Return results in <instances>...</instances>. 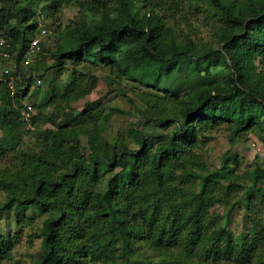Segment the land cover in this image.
Listing matches in <instances>:
<instances>
[{
    "label": "trees",
    "instance_id": "16d2710c",
    "mask_svg": "<svg viewBox=\"0 0 264 264\" xmlns=\"http://www.w3.org/2000/svg\"><path fill=\"white\" fill-rule=\"evenodd\" d=\"M73 1L98 19L57 30L53 50L41 41L33 55L50 51L53 61L30 62L14 94L0 80V212L14 210L18 226L32 221L27 208L46 214L36 264H264V159L239 171L244 158L230 147L215 166L204 156L214 130L264 143V0H187L221 20L219 42L176 39L170 49L156 10L167 0H0L13 73L40 17ZM218 66L225 74L211 80ZM98 67L157 91L143 93L152 112L124 134H107L101 104L70 105L95 86ZM62 68V90L54 75L35 100L46 69ZM34 101L27 128L19 111ZM49 103L55 111L45 113ZM238 199L237 232L229 222ZM11 236H0V262L12 257Z\"/></svg>",
    "mask_w": 264,
    "mask_h": 264
},
{
    "label": "rangeland",
    "instance_id": "374dc122",
    "mask_svg": "<svg viewBox=\"0 0 264 264\" xmlns=\"http://www.w3.org/2000/svg\"><path fill=\"white\" fill-rule=\"evenodd\" d=\"M142 0H139L141 2ZM149 6H147L148 8ZM146 8V9H147ZM201 7L195 6L192 2L187 0H167L166 7H156V10L164 16L165 27L161 36V43L166 49L172 47V42L176 39L190 38L196 42H208L211 45L216 46L219 42L216 36V29L222 24L221 20L217 18L208 17V13L201 10ZM143 10V9H142ZM141 10V11H142ZM165 13V14H164ZM99 15L91 13L90 11L81 7L74 1L69 4H64L52 18L39 20L40 24H51L54 29L55 35L45 37L41 39L43 44L48 49L53 50L55 46V38L57 30L65 28L69 24L75 22L87 21L93 22L97 20ZM36 59L39 63L49 65L53 60L50 57V51H43L41 55L35 58L33 55L31 62ZM26 69H28L26 67ZM70 70V69H69ZM32 72V71H31ZM70 74V71L66 69H60L57 74L52 69H46L45 78H41V87L37 92L35 100L39 101L42 94L47 88L48 81L54 75L55 85L58 90H62V84L66 77ZM225 74V69L222 66L210 69L211 80H220ZM94 75L97 77V81L92 90L85 94L83 97L76 101H70V105L74 107L75 112L81 111L86 101H91L90 105L101 104L104 111L108 113V121L106 122L107 134L125 133L126 129L135 122L139 114L152 112L146 106L143 98L144 92L157 93L156 90L146 87L134 79L126 78V76L109 71L106 67L94 68ZM38 77V76H36ZM181 80L186 82V78L183 76ZM35 85V84H34ZM33 85V86H34ZM36 87L29 89V93L22 98L23 101H32L35 95ZM35 112L37 110L36 101ZM49 103L44 110L45 113H52L55 108ZM114 108L112 110L111 108ZM169 113V112H168ZM46 123L44 126H48ZM244 137L232 136L226 130H214L210 134V139L206 143L204 152L205 159L209 166L217 165L220 154L227 148H232L234 152H238L243 156V160L240 164L239 171L246 169L249 162L257 156V158L264 159V143L258 138V136L249 132ZM27 139V137H26ZM3 161H0V167L3 165ZM5 198L4 191L0 188V200ZM225 206H220V211H226ZM26 214L33 218L31 222H24L21 226H18L15 222V211L12 210L8 213L0 212V236L10 234L12 247L11 258H4L0 264H36L37 258L42 251L41 238L34 235L41 229L43 220L46 216L44 212H38L27 208ZM243 206L242 201L238 199V202L234 204L231 211L230 228L233 231H239L241 227V218H243ZM17 233V236L14 234Z\"/></svg>",
    "mask_w": 264,
    "mask_h": 264
},
{
    "label": "built area",
    "instance_id": "2783aa9c",
    "mask_svg": "<svg viewBox=\"0 0 264 264\" xmlns=\"http://www.w3.org/2000/svg\"><path fill=\"white\" fill-rule=\"evenodd\" d=\"M40 19H42V16ZM54 32L52 27H48L45 23L40 24L36 35L31 38L22 53L17 74L13 73L14 67L16 66L14 61L15 53L10 49V42L5 37L0 36V80L5 83L11 94L15 92V81L19 77V73L31 62L33 54L39 51L41 39L54 35ZM19 112L26 127L30 128L33 115L35 114V107L33 104L24 102Z\"/></svg>",
    "mask_w": 264,
    "mask_h": 264
}]
</instances>
